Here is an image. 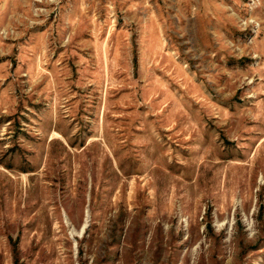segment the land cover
I'll return each instance as SVG.
<instances>
[{"label":"rangeland","instance_id":"obj_1","mask_svg":"<svg viewBox=\"0 0 264 264\" xmlns=\"http://www.w3.org/2000/svg\"><path fill=\"white\" fill-rule=\"evenodd\" d=\"M0 264H264V0H0Z\"/></svg>","mask_w":264,"mask_h":264}]
</instances>
